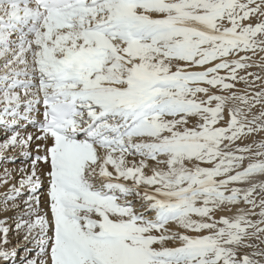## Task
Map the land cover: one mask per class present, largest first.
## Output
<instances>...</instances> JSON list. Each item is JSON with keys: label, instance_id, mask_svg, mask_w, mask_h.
Instances as JSON below:
<instances>
[{"label": "snow or ice", "instance_id": "1", "mask_svg": "<svg viewBox=\"0 0 264 264\" xmlns=\"http://www.w3.org/2000/svg\"><path fill=\"white\" fill-rule=\"evenodd\" d=\"M0 126V264H264V0H0Z\"/></svg>", "mask_w": 264, "mask_h": 264}, {"label": "rangeland", "instance_id": "2", "mask_svg": "<svg viewBox=\"0 0 264 264\" xmlns=\"http://www.w3.org/2000/svg\"><path fill=\"white\" fill-rule=\"evenodd\" d=\"M221 75H223V73H221ZM243 86L242 85H238V88H242ZM22 129V133L23 134H26L27 133V131H25V129L24 128H21ZM24 130V131H23ZM0 142H2L3 141V139L5 138V135H6V133L4 132V130H3V128H2V126H0ZM262 137H260V136H257V137H255V139L256 140H260ZM247 143H251L252 141L251 140H249V141H246ZM17 156V155H16ZM15 156V157H16ZM21 156H19V159H10V160H6V159H3L2 161L4 162L3 163V165H2V163L0 164V168H1V171H0V174L3 172V169L2 168H4V170L5 169H7L11 174L13 173V171L15 170V167H17L18 166V164L19 163H22L24 166H20L19 167V169H21V168H27V167H29V162L26 160V158H20ZM5 165V166H4ZM17 165V166H16ZM13 169V170H12ZM12 171V172H11ZM19 172V171H18ZM17 174V175H16ZM14 176V179H15V181H17V180H19L20 178H21V176H22V174H19V173H16ZM18 176V177H17ZM28 195H29V193H21V195L19 196V197H17L16 198V203H21L20 205H19V208H20V206H23V201L25 200V199H27L28 198ZM24 199V200H23ZM23 200V201H22ZM226 214H228V213H226ZM13 234H15V233H11V236L13 235ZM16 235V234H15ZM13 236V237H9L10 238V244H11V246H14L15 244L17 245H15L14 246V248H16V250H17V253H18V255H17V264H19V259H20V257H22L23 255H22V253L23 252H26V255L25 256H29V254L30 253H34V249H30V247H29V245H25V244H20L21 243V241H22V239H19L17 236ZM13 238V239H12ZM14 240V241H13ZM25 247V248H24ZM26 248H27V250H26Z\"/></svg>", "mask_w": 264, "mask_h": 264}, {"label": "bare ground", "instance_id": "3", "mask_svg": "<svg viewBox=\"0 0 264 264\" xmlns=\"http://www.w3.org/2000/svg\"><path fill=\"white\" fill-rule=\"evenodd\" d=\"M21 130V132H22V129H20ZM24 131V130H23ZM25 131H27V132H33L34 131V129H32L31 128V126L29 125L27 128H26V130ZM1 133V132H0ZM17 155V156H16ZM16 156V157H15ZM19 156H21L20 158H25L24 156H23V154L22 153H20L19 152V150H16V151H13V152H10V153H8V157H9V159H6V160H10V159H19ZM3 159H0V164L2 163V165H3V161H2ZM25 165V164H24ZM22 163H19L18 164V166L17 167H15V170L13 171V173H12V176H13V182H17V181H15V179H14V175L16 174V173H19V174H22L21 172H20V169H19V167L20 166H24ZM5 166V165H4ZM24 168V167H23ZM3 169V172L0 174V175H3L4 174V168H2ZM22 169V168H21ZM13 170V169H12ZM0 171H1V168H0ZM19 171V172H18ZM12 172V171H11ZM17 175V174H16ZM23 175V174H22ZM18 177V176H17ZM7 191V189L5 188V187H0V202H2L3 200H4V194H5V192ZM21 193H28L27 192V190L25 189V190H22V192ZM43 196H41V202H42V205H43ZM24 200V199H23ZM22 200V201H23ZM17 205H20L21 203H16ZM22 210H23V206H20V208H18V209H14V210H9L8 212H7V214L6 215H0V221H7V224L8 225H13L14 224V221L16 220V219H18L21 215H22ZM226 214V213H225ZM15 234H13L12 236H11V233H10V238L11 237H13ZM16 236V235H15ZM13 239V238H12ZM20 239V238H19ZM14 241V240H13ZM21 245L22 244H24L23 243V241H21V243H20ZM16 245V244H15ZM14 245V246H15ZM27 245H29V247H30V249H34L35 250V242H29ZM14 246H12V247H14ZM17 246V245H16ZM23 246V245H22ZM25 248V247H24ZM26 250H27V248H26ZM22 255L23 256H25L26 255V252H23L22 253Z\"/></svg>", "mask_w": 264, "mask_h": 264}]
</instances>
